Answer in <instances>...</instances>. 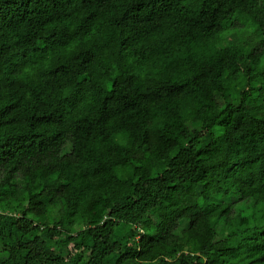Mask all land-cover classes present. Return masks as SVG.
Here are the masks:
<instances>
[{
    "label": "clouds",
    "instance_id": "clouds-1",
    "mask_svg": "<svg viewBox=\"0 0 264 264\" xmlns=\"http://www.w3.org/2000/svg\"><path fill=\"white\" fill-rule=\"evenodd\" d=\"M77 209L86 246L34 241ZM193 237L195 264H264V0H0V264Z\"/></svg>",
    "mask_w": 264,
    "mask_h": 264
},
{
    "label": "trees",
    "instance_id": "trees-1",
    "mask_svg": "<svg viewBox=\"0 0 264 264\" xmlns=\"http://www.w3.org/2000/svg\"><path fill=\"white\" fill-rule=\"evenodd\" d=\"M31 199V198H30ZM37 203H42V201H37ZM4 215H8L9 217L13 216L12 209H9L8 213H5ZM58 215V212H52L49 214L48 218L41 222V223H33V231H41L42 230V224L44 227H47L48 232L45 233V235L48 236V240H42L40 235L34 236V241H40V243H47L48 241L53 240L54 238H59V243L57 244V247L61 244L65 246V251L70 255L71 250L76 249L79 250L81 247L86 246L85 244V238H84V232L87 230L89 235H91L92 229L89 227L90 224L95 223L94 220L90 221H84L83 216L80 214V210L77 209L76 211H69L67 212V224L70 226L67 229H64L63 227L58 228L57 225H62V220H57L55 217ZM95 215V213H93ZM111 215V213H109ZM28 216L27 210L23 214L16 215L14 219H10L9 223H11L14 226H17L19 229V220L26 219ZM55 221V222H53ZM31 223V221H29ZM108 221L105 220V224H107ZM115 227V225H113ZM55 230V231H53ZM195 238L189 239L183 248H175L172 247L169 249V251L166 253V256L168 258L161 257L160 259H156L155 256L152 257V260L156 262V264H175V260L172 259V257H176V260L179 261V264H195L194 261H192L189 257L190 252L195 251ZM177 252L180 253L179 256H177ZM80 254L79 251H77L76 257L73 259L72 264H76V261L79 260ZM58 260H64V253H61L58 257ZM261 261H264V257L259 258ZM250 264H256L255 261H250Z\"/></svg>",
    "mask_w": 264,
    "mask_h": 264
}]
</instances>
